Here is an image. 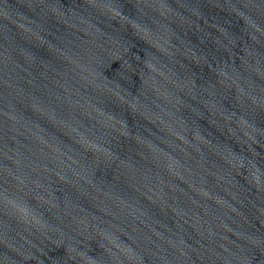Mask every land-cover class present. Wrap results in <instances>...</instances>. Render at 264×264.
<instances>
[{
	"label": "water",
	"instance_id": "1",
	"mask_svg": "<svg viewBox=\"0 0 264 264\" xmlns=\"http://www.w3.org/2000/svg\"><path fill=\"white\" fill-rule=\"evenodd\" d=\"M264 36V0H0V117L110 92Z\"/></svg>",
	"mask_w": 264,
	"mask_h": 264
}]
</instances>
